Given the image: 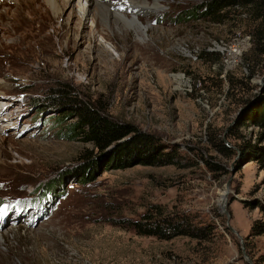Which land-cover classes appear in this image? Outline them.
Masks as SVG:
<instances>
[{
    "label": "rangeland",
    "instance_id": "1",
    "mask_svg": "<svg viewBox=\"0 0 264 264\" xmlns=\"http://www.w3.org/2000/svg\"><path fill=\"white\" fill-rule=\"evenodd\" d=\"M100 1L112 10L113 0ZM56 2L59 13L45 0H0L1 27L6 12L28 16L15 22L16 35L0 32V102L8 103L0 104V264H264V235H249L264 219L255 206L264 204V166L209 142L225 137L261 88L262 58L251 49L247 16L184 22L178 10L198 0H158L157 7L148 0L146 13L131 0V14L146 27L136 35L100 11L93 22L82 17L77 4L87 7L85 0ZM245 57L259 65L247 66ZM58 85L176 148L180 160L109 168L84 183L69 176L61 195L45 201L39 185L61 177L90 147L63 136L73 118L58 124L57 109L39 113L33 104ZM154 207L200 228L199 236L136 233L129 221Z\"/></svg>",
    "mask_w": 264,
    "mask_h": 264
},
{
    "label": "trees",
    "instance_id": "2",
    "mask_svg": "<svg viewBox=\"0 0 264 264\" xmlns=\"http://www.w3.org/2000/svg\"><path fill=\"white\" fill-rule=\"evenodd\" d=\"M230 12L236 14L243 12L247 16L251 49L262 58L260 70L261 75H264V0H198L178 10L176 20L221 22ZM258 57H254V60L245 57L244 63L254 68L259 65ZM217 60H220V55ZM254 74L255 70L254 72L252 70L250 76ZM245 89L248 90V87ZM253 97L244 100L243 103H247L246 109L228 126L226 139L220 134H213L209 137V142L217 152L225 156H238L239 162L254 161L262 167L264 166V85ZM33 104L40 107L39 113L49 108L57 109L59 113L54 117V121L58 124L63 125L68 118H73V121L66 124L67 131L63 136L70 139L79 138L90 146L80 153L76 164L64 171L61 177L44 183L43 186L39 185L40 196H43L45 201L61 195L63 183L69 176L84 183L94 180L100 172L109 168L124 169L137 164L164 166L176 164L180 160L176 148L166 147L158 137L140 131L129 122L111 118L90 102L78 99L75 92L64 85L49 90L45 98L35 99ZM249 126L251 127L249 131L241 129ZM206 163L210 170L222 171V167L218 164L208 161ZM255 206L264 213V204L258 202ZM157 208L154 207L148 215L143 214L140 220L129 221L136 233L161 239L190 234L199 236L200 228L190 223H183L184 219L181 221L165 217ZM249 235H264V219H256L252 222Z\"/></svg>",
    "mask_w": 264,
    "mask_h": 264
},
{
    "label": "bare ground",
    "instance_id": "3",
    "mask_svg": "<svg viewBox=\"0 0 264 264\" xmlns=\"http://www.w3.org/2000/svg\"><path fill=\"white\" fill-rule=\"evenodd\" d=\"M45 1L49 5L52 6L54 12L59 13L61 11L60 9L61 7L58 6L56 0H45ZM85 1H86L87 7L85 5H81L80 2L77 5L81 11L82 17L87 18L88 16H91L92 22L94 21L93 18L95 16V11H100V13L106 16L107 15L111 16L112 18L122 23L121 30L122 28L125 30L129 29V30H132L134 33H136V35H138L139 32L142 33V32H145L146 30L145 25L142 24L136 12L134 14H131V12L133 13L136 9L135 7L137 6L138 11L142 10V12L144 11V13H146L145 10L147 11L146 6L148 5L147 3L148 0H133L135 7L131 4V0H128L127 4L124 3V0L122 1L113 0L112 2H110L111 5L113 6L112 10H109L108 7L111 8V6L109 5H107L108 9L104 7L103 6L104 3L100 0H85ZM158 5H159L158 0H154L153 6L157 7ZM117 7L122 8L123 10H126V12L116 11V9L114 8H117ZM27 17L28 16L26 15L25 11L15 10V14L14 13L8 14V12H6L3 18V23H2L3 26L2 27L0 26V32L2 33V37L6 38L8 36H12L13 34L16 35V32L19 31V28L16 27L15 22L19 19L25 20ZM105 53L109 55V52L105 51ZM0 104L4 105L6 103L0 102ZM6 105H8V103ZM0 110H2L1 107H0ZM0 119H3V117L0 116ZM2 128L4 127H1V129Z\"/></svg>",
    "mask_w": 264,
    "mask_h": 264
},
{
    "label": "water",
    "instance_id": "4",
    "mask_svg": "<svg viewBox=\"0 0 264 264\" xmlns=\"http://www.w3.org/2000/svg\"><path fill=\"white\" fill-rule=\"evenodd\" d=\"M263 81H264V75H262V77H261V79H260V81H259V83H261V88H262L263 85H264V84H263ZM261 88H260V90H261ZM258 93H259V91H258ZM258 93H257V94H258ZM256 96H257V95H256ZM256 96H255V97H256ZM253 98H254V97H253ZM253 98H252V99H253ZM246 105H247V103H246V104L244 103V104L242 105V107H241V108L239 109V111L237 112V114H236V116H235L233 122H234L237 118H239V116L244 112V110L246 109ZM233 122H232V123H233ZM244 255H245V253H244ZM248 261H249V263H251L250 260H248Z\"/></svg>",
    "mask_w": 264,
    "mask_h": 264
},
{
    "label": "snow or ice",
    "instance_id": "5",
    "mask_svg": "<svg viewBox=\"0 0 264 264\" xmlns=\"http://www.w3.org/2000/svg\"><path fill=\"white\" fill-rule=\"evenodd\" d=\"M128 0H124V3L127 4ZM3 209H0V213H3Z\"/></svg>",
    "mask_w": 264,
    "mask_h": 264
}]
</instances>
